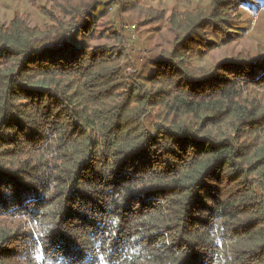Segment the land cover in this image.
Listing matches in <instances>:
<instances>
[{
    "label": "trees",
    "instance_id": "trees-1",
    "mask_svg": "<svg viewBox=\"0 0 264 264\" xmlns=\"http://www.w3.org/2000/svg\"><path fill=\"white\" fill-rule=\"evenodd\" d=\"M102 1L0 23V264H264V48L193 64L241 0L137 66Z\"/></svg>",
    "mask_w": 264,
    "mask_h": 264
},
{
    "label": "rangeland",
    "instance_id": "rangeland-1",
    "mask_svg": "<svg viewBox=\"0 0 264 264\" xmlns=\"http://www.w3.org/2000/svg\"><path fill=\"white\" fill-rule=\"evenodd\" d=\"M134 1L131 12L127 14L118 9L117 0H103L102 2L109 3V9L100 22L103 28L110 27L122 36L131 63L136 66L137 62L146 58L148 50L164 48L172 38L165 21H145L149 18L146 17L147 12H160L166 18L171 12L190 11L196 7H205L209 2V0ZM52 7V0H37L36 5H32L29 0H0V23H7L13 13H17L19 16H26L28 22L35 25L40 23L41 18H45L46 14L42 9L53 14ZM229 14L232 22L225 25L228 35L224 38L210 33L207 52L198 56L193 64L207 68L232 56H254L258 49L264 48L263 0H241ZM108 40L105 35L95 44Z\"/></svg>",
    "mask_w": 264,
    "mask_h": 264
}]
</instances>
